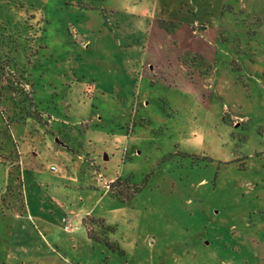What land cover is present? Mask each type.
Segmentation results:
<instances>
[{
    "label": "rangeland",
    "instance_id": "obj_1",
    "mask_svg": "<svg viewBox=\"0 0 264 264\" xmlns=\"http://www.w3.org/2000/svg\"><path fill=\"white\" fill-rule=\"evenodd\" d=\"M12 101L0 264H264V0H0Z\"/></svg>",
    "mask_w": 264,
    "mask_h": 264
},
{
    "label": "crops",
    "instance_id": "obj_2",
    "mask_svg": "<svg viewBox=\"0 0 264 264\" xmlns=\"http://www.w3.org/2000/svg\"><path fill=\"white\" fill-rule=\"evenodd\" d=\"M21 103L22 102H18V103H15L13 101L11 103L8 102L7 103L8 107L5 108H2V105H0V113L2 114L3 121L8 129V134H6L7 133L6 130L0 127V143L2 144L0 148V180L2 178V175L4 174V177L5 176L7 177L5 178L7 182L13 180V186H16V184H19L21 181L20 179L25 169L27 155L29 157L34 156L33 160H35V156H37L35 143L33 148L29 146L26 147L25 145L29 135H31L29 133L30 128L28 126V122L26 121L25 118L26 116L22 115L19 117V115L15 114L16 106ZM33 103L35 107L33 111L40 118V119H37L38 117L35 118L36 121L34 127L35 129H37V131L35 130L34 133H36L38 137H41L42 133L41 131H38V128L42 127L44 130L43 134L47 135L49 126H48V122H45L46 117L44 112H42L40 108H37V103L34 97H33ZM42 121H44V123H42ZM54 122H58V121H54ZM53 127L54 124L50 126L52 132H54ZM5 134L8 135L7 136L8 139L5 138ZM59 135L60 136L62 135V131H59ZM33 136L34 135H31L30 138H32ZM9 137L12 138L15 146L11 151V153H9V150L7 149V146L10 145ZM6 191L7 193L4 192L0 193V203L2 201L5 202L8 200L5 199V196L10 194L11 191H14V188L12 187L11 190V188L8 186Z\"/></svg>",
    "mask_w": 264,
    "mask_h": 264
},
{
    "label": "built area",
    "instance_id": "obj_3",
    "mask_svg": "<svg viewBox=\"0 0 264 264\" xmlns=\"http://www.w3.org/2000/svg\"><path fill=\"white\" fill-rule=\"evenodd\" d=\"M63 223H64V229L66 231H71L74 229L73 226L70 223H68V219H64Z\"/></svg>",
    "mask_w": 264,
    "mask_h": 264
}]
</instances>
